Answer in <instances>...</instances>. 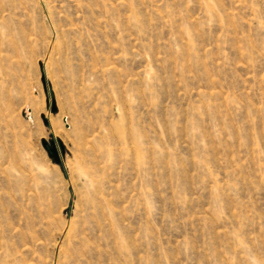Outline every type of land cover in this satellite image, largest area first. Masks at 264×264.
I'll return each mask as SVG.
<instances>
[{"label":"rangeland","instance_id":"374dc122","mask_svg":"<svg viewBox=\"0 0 264 264\" xmlns=\"http://www.w3.org/2000/svg\"><path fill=\"white\" fill-rule=\"evenodd\" d=\"M0 264H264V0H0Z\"/></svg>","mask_w":264,"mask_h":264},{"label":"water","instance_id":"95a60500","mask_svg":"<svg viewBox=\"0 0 264 264\" xmlns=\"http://www.w3.org/2000/svg\"><path fill=\"white\" fill-rule=\"evenodd\" d=\"M53 143V142H52ZM60 144H61V149H62V151L64 152V147H63V145H62V143L60 142ZM52 150V154L51 155H49L50 156V158L52 159V161L54 162V163H56V164H60L61 163V160H60V157H59V155H58V152L56 151V149L55 148H53V149H51Z\"/></svg>","mask_w":264,"mask_h":264}]
</instances>
